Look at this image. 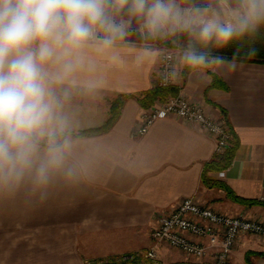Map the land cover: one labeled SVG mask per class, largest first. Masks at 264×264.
<instances>
[{
  "label": "crops",
  "instance_id": "0c3cea01",
  "mask_svg": "<svg viewBox=\"0 0 264 264\" xmlns=\"http://www.w3.org/2000/svg\"><path fill=\"white\" fill-rule=\"evenodd\" d=\"M87 55L93 67L76 74L65 106L72 132L102 125L112 100L128 97L108 130L72 136V176L58 173L46 185L29 174L0 181V264H84L145 249L158 217L186 196L222 213L245 208L264 224L263 60L211 54L222 59L207 69H189L181 59L178 65L183 94L229 123L231 163L224 177L210 173L228 194L201 180L214 140L199 125L171 116L135 134L145 108L139 97L152 88L158 48L124 40ZM87 81L97 86L89 89ZM158 254L162 264H212L209 256L194 257L166 243ZM228 264H264V239L243 234Z\"/></svg>",
  "mask_w": 264,
  "mask_h": 264
},
{
  "label": "clouds",
  "instance_id": "9594fccd",
  "mask_svg": "<svg viewBox=\"0 0 264 264\" xmlns=\"http://www.w3.org/2000/svg\"><path fill=\"white\" fill-rule=\"evenodd\" d=\"M261 28L264 0H0V181L29 174L46 185L74 174L65 106L76 74L93 67L89 50H111L132 31L150 40L183 36V64L207 69L222 59L211 48Z\"/></svg>",
  "mask_w": 264,
  "mask_h": 264
},
{
  "label": "built area",
  "instance_id": "2783aa9c",
  "mask_svg": "<svg viewBox=\"0 0 264 264\" xmlns=\"http://www.w3.org/2000/svg\"><path fill=\"white\" fill-rule=\"evenodd\" d=\"M183 46L158 48L157 64L152 71V87L178 86L175 95L155 99L144 108L136 135H143L160 118L178 116L199 125L214 140V154L231 146L233 138L225 117H212L201 104L189 100L182 92L178 65ZM225 169L216 172L224 177ZM243 234L264 239V224L250 216L247 209L222 213L199 203L195 197L181 198L168 212L162 213L152 229V243L145 249L129 253L90 258L84 264H162L158 254L160 244L166 243L194 257L209 256L212 264H228L232 252Z\"/></svg>",
  "mask_w": 264,
  "mask_h": 264
},
{
  "label": "trees",
  "instance_id": "16d2710c",
  "mask_svg": "<svg viewBox=\"0 0 264 264\" xmlns=\"http://www.w3.org/2000/svg\"><path fill=\"white\" fill-rule=\"evenodd\" d=\"M132 26L134 29L137 28V21L133 20ZM125 40L149 41V39H145L139 31H132ZM168 45H172V43H169ZM210 51L211 54H220L226 56L227 58L244 60L257 59L264 61V28H261L254 35L246 36L241 40L234 41L227 47H224L222 49L211 48ZM212 76L213 78H215L213 74ZM167 92H173L172 95H175L177 93V89L174 87H152L149 90L145 91L141 97H139L140 103H142L144 107H147L157 98H166L165 96L167 95ZM127 97V94H118L112 100L108 110V116L102 125L95 128L77 131L75 133L72 132V136H85L88 134H96L108 130L118 118L122 104ZM233 152L234 144H231V146L226 151L219 155L214 154L212 158L204 164V168L201 174V180L205 185H217L223 187L227 190L228 194H231L227 187L221 181L210 175V173L217 172L228 167V165L231 163ZM233 198L246 204L256 202L255 200L238 199L235 196H233Z\"/></svg>",
  "mask_w": 264,
  "mask_h": 264
},
{
  "label": "rangeland",
  "instance_id": "374dc122",
  "mask_svg": "<svg viewBox=\"0 0 264 264\" xmlns=\"http://www.w3.org/2000/svg\"><path fill=\"white\" fill-rule=\"evenodd\" d=\"M136 42H140V43H143L147 46H150V47H156V48H162V47H165V46H172V45H180V46H184L187 41H186V38L180 36L178 38H175V39H156V40H150L149 41H146V40H143V41H136ZM169 43H172V45H168Z\"/></svg>",
  "mask_w": 264,
  "mask_h": 264
}]
</instances>
